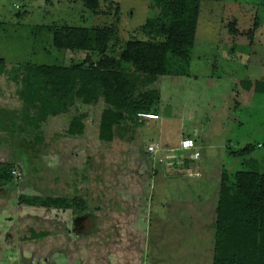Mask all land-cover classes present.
I'll list each match as a JSON object with an SVG mask.
<instances>
[{"label":"rangeland","instance_id":"rangeland-1","mask_svg":"<svg viewBox=\"0 0 264 264\" xmlns=\"http://www.w3.org/2000/svg\"><path fill=\"white\" fill-rule=\"evenodd\" d=\"M150 2L101 0L93 13L81 0H0V60L5 61L0 64V106L23 109L20 93L28 66L99 59L55 48L56 28L112 27L108 55L119 59L128 41L152 38L142 30L152 16ZM191 53L189 66L181 67L183 75L163 76L154 85L138 75L136 94H157L151 110L159 119L128 120L112 143L98 139L107 106L103 97L91 104L77 99L67 113L49 117L42 125L39 154H23L19 148L33 142V134L17 129L12 144L9 133H3L0 165H12L13 180L0 181V264H88L101 250L112 252L107 242L115 236L111 240L107 234L125 227L137 235L149 232L145 264L213 263L222 173L248 169L232 152L257 144L264 171V95L250 101L239 96L234 103L237 83L264 82V0H201ZM80 114L87 116L84 136L66 137L69 122ZM185 137L197 148L170 152ZM156 144L160 153H148ZM146 193L152 204L150 227L142 217L128 224L118 207L143 208ZM35 196L80 197L88 209L79 213L26 204L25 198ZM32 229L49 236L33 239Z\"/></svg>","mask_w":264,"mask_h":264},{"label":"trees","instance_id":"trees-1","mask_svg":"<svg viewBox=\"0 0 264 264\" xmlns=\"http://www.w3.org/2000/svg\"><path fill=\"white\" fill-rule=\"evenodd\" d=\"M81 1L91 12H98L101 0ZM200 4L201 0H151L152 16L142 30L152 38L128 41L119 59L108 55L109 42L115 34L112 27L66 25L56 28L53 31L55 48L88 52L99 59L94 61L88 57L83 63L71 66H28L29 73L23 79L25 87L20 93L23 109L0 106V145L6 143L3 133H9L12 143L18 129L34 135L33 142L20 144L21 153L39 154V146L44 142L43 123L49 117L67 113L77 99L91 104L103 97L107 106L101 114L98 139L106 144L112 143L124 131L123 126L128 120L135 117L140 120L139 114H156L151 107L158 100L157 94L152 91L136 94L138 75L146 76L147 83L154 85L163 76L185 73L181 67L190 64L197 38ZM174 59L180 65L175 64ZM4 63L0 60L1 65ZM237 84L239 88L234 91L236 105L239 96L245 99L248 96L250 101L264 95V82L242 80ZM86 118V114L73 117L64 135L84 136ZM256 150L257 144L253 143L232 152L234 158H242L248 169H241L233 175L226 171L222 173L212 264H264V171ZM12 180V165L2 163L0 181ZM25 201L29 206L75 208L79 213L87 210L86 201L80 197L35 196L27 197ZM31 236L43 239L49 233L32 229Z\"/></svg>","mask_w":264,"mask_h":264},{"label":"crops","instance_id":"crops-1","mask_svg":"<svg viewBox=\"0 0 264 264\" xmlns=\"http://www.w3.org/2000/svg\"><path fill=\"white\" fill-rule=\"evenodd\" d=\"M144 196L145 198L141 200L143 202L142 203L143 208L140 209L134 207L128 208L129 205H127V203H123V205L126 207L124 209H120V206L118 207L119 209L117 210V212L123 210L122 214L123 216H126L127 219L125 222L128 223L129 221L128 224H133L132 221L136 222V218L142 217L144 224H146L147 226L149 225L148 227H150V223L148 224V219L151 218L150 214H151L152 204L151 202H149V200H147V193ZM136 211H138V213H136ZM127 223H125L126 226ZM148 233L149 232L147 233L145 232V235L139 233L143 235V236L141 235L139 236V234L138 235L135 234V229L131 227H125L124 230L122 231L116 229V232L114 234L108 233L107 237L109 238L115 236L113 241L107 242L110 244V246L113 247V249H110L112 250V252H108L109 248H107L105 251L101 250L100 253L95 254V258H90L88 260V264H145V262L148 259V254H146V249H145L148 240V236H147ZM137 237L139 238V242L141 240L143 241L141 244L138 243ZM75 264H77V262Z\"/></svg>","mask_w":264,"mask_h":264},{"label":"built area","instance_id":"built-area-1","mask_svg":"<svg viewBox=\"0 0 264 264\" xmlns=\"http://www.w3.org/2000/svg\"><path fill=\"white\" fill-rule=\"evenodd\" d=\"M139 118L141 120H158L159 116L157 114H153V113H144V114H139ZM197 148L196 142L189 137H186L184 139H182L180 141V145L178 148L175 149H171L170 152H187V151H191V150H195ZM148 153L151 154H159L161 149L159 148V146L156 145H151L148 147L147 149ZM172 157L174 155H171ZM199 156V152H196L194 154V158H198ZM160 162H162V159L159 160Z\"/></svg>","mask_w":264,"mask_h":264}]
</instances>
